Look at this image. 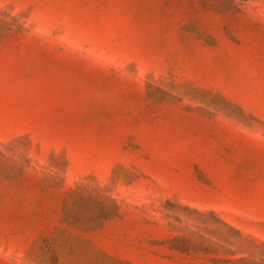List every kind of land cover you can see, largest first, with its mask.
Listing matches in <instances>:
<instances>
[{
	"label": "rangeland",
	"instance_id": "1",
	"mask_svg": "<svg viewBox=\"0 0 264 264\" xmlns=\"http://www.w3.org/2000/svg\"><path fill=\"white\" fill-rule=\"evenodd\" d=\"M0 264H264V0H0Z\"/></svg>",
	"mask_w": 264,
	"mask_h": 264
}]
</instances>
